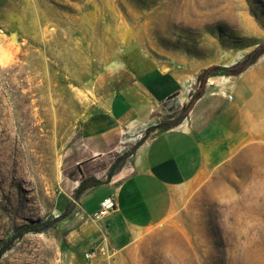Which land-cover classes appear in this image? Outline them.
Returning a JSON list of instances; mask_svg holds the SVG:
<instances>
[{"label": "rangeland", "instance_id": "374dc122", "mask_svg": "<svg viewBox=\"0 0 264 264\" xmlns=\"http://www.w3.org/2000/svg\"><path fill=\"white\" fill-rule=\"evenodd\" d=\"M261 45L264 0H0V264H264V141L209 164L123 251L80 240V216L54 221L67 175L107 177L117 158L89 162L80 133L105 71L154 67L197 91ZM249 74L264 92V56Z\"/></svg>", "mask_w": 264, "mask_h": 264}, {"label": "crops", "instance_id": "0c3cea01", "mask_svg": "<svg viewBox=\"0 0 264 264\" xmlns=\"http://www.w3.org/2000/svg\"><path fill=\"white\" fill-rule=\"evenodd\" d=\"M252 67L239 76H212L214 83L207 81L204 95L187 117L174 128L152 131L109 182L100 172L67 175L74 186L58 193L57 215L73 204L70 216L86 221L77 231L80 240L113 251L129 248L139 236L163 224L173 213L182 187L209 164L219 163L233 149L241 152L262 146L264 92L249 74ZM195 92L193 85L154 67L105 71L95 84L93 111L80 128L83 145L91 154L89 162L122 155L148 128L178 117ZM176 111L177 115L167 116ZM89 177L105 183L75 196L80 181ZM97 187L105 190L96 195ZM109 197L115 210L101 218L100 204Z\"/></svg>", "mask_w": 264, "mask_h": 264}, {"label": "trees", "instance_id": "16d2710c", "mask_svg": "<svg viewBox=\"0 0 264 264\" xmlns=\"http://www.w3.org/2000/svg\"><path fill=\"white\" fill-rule=\"evenodd\" d=\"M262 56H264V45L257 47L252 52H250L243 61L238 62L232 66H229V67L212 66V67L204 70L203 76H202V78H200L199 88L197 89V91L193 95L188 106L185 109H183L181 114L178 117H176L175 119L163 120L158 125L148 128L146 133L143 135V137L135 145L132 146L130 151L125 152L122 155L118 156L116 158V160L111 164V166L108 170L107 182L110 181V179L115 174L116 170L119 167H122L127 162V160L136 152V150L146 141L148 135L152 131H155L157 129L174 128V127L178 126L187 117V115L193 109L195 103L204 95L205 87H206L207 81L210 77L214 76L217 73H222V75H224V76H239L242 73H244L245 71H247L249 68H251L252 66L257 64V62L259 61V59ZM104 183L105 182L98 180L96 178H93V177L84 178L80 181V184H79L78 188L76 189L75 196H79L80 194H82L84 191H86L87 189H89L91 187L100 186V185H103ZM73 209H74V205L73 204L69 205L67 207V209L58 218H56L54 221L58 222V221H61V220L68 218L71 215ZM52 221L48 224V226H46L47 228L50 227V225L52 224ZM30 231H31L30 229L22 230V231H20L18 237H21ZM38 231H40V230H38ZM12 245H13V241H10L8 244H6L5 246H3L0 249V259L11 248Z\"/></svg>", "mask_w": 264, "mask_h": 264}, {"label": "built area", "instance_id": "2783aa9c", "mask_svg": "<svg viewBox=\"0 0 264 264\" xmlns=\"http://www.w3.org/2000/svg\"><path fill=\"white\" fill-rule=\"evenodd\" d=\"M229 98L231 99L232 96H229ZM100 211L98 213L99 217H105L107 216L108 214H110L113 210H115V201L109 197V198H106L105 200H103L100 204ZM96 256L95 253H91V252H87L85 254V259L86 260H91L93 259L94 257Z\"/></svg>", "mask_w": 264, "mask_h": 264}, {"label": "bare ground", "instance_id": "6f19581e", "mask_svg": "<svg viewBox=\"0 0 264 264\" xmlns=\"http://www.w3.org/2000/svg\"><path fill=\"white\" fill-rule=\"evenodd\" d=\"M208 83L209 84H213L214 83V81H213V79L211 77L209 78Z\"/></svg>", "mask_w": 264, "mask_h": 264}]
</instances>
